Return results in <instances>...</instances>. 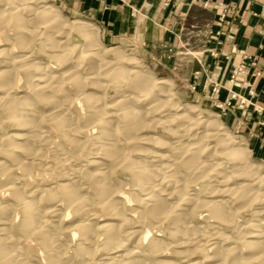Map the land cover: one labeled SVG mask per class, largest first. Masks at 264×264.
<instances>
[{"label": "bare ground", "instance_id": "1", "mask_svg": "<svg viewBox=\"0 0 264 264\" xmlns=\"http://www.w3.org/2000/svg\"><path fill=\"white\" fill-rule=\"evenodd\" d=\"M72 34L83 42L73 44ZM0 42V187L8 192L0 191V264H59L65 256L68 264H264V174L218 115L179 103L170 81L105 47L96 26L67 19L46 0H0ZM35 43L59 74L37 61ZM109 87V105L86 91ZM72 103L85 112L65 113ZM157 127L171 138L157 136ZM46 144L57 152L87 144L93 155L53 187L26 192L18 174L41 167ZM117 171L131 180L124 192ZM56 204L71 210L75 242ZM16 208L19 223L10 218ZM245 211L250 218L237 223ZM161 231L167 241L154 236ZM192 255L200 259L185 260Z\"/></svg>", "mask_w": 264, "mask_h": 264}, {"label": "crops", "instance_id": "2", "mask_svg": "<svg viewBox=\"0 0 264 264\" xmlns=\"http://www.w3.org/2000/svg\"><path fill=\"white\" fill-rule=\"evenodd\" d=\"M74 1L79 13L93 15L104 39L116 41L127 37L133 40L139 36L144 51L156 54L164 62L171 55L184 56L183 60L179 58L174 71L180 72L184 68L181 65L189 63L185 71L188 76L180 80L193 93L210 95L212 85L207 78L211 76L223 85L218 95L220 101L227 100L230 89L246 98L251 104L249 107L242 109L239 100H234L232 109L236 113L227 107V116L249 134L259 155H264V124H260L264 113L253 109V105L264 107V0ZM233 46L256 58L257 65L249 69L250 73L262 72L260 77L239 74L236 88L229 79L242 58L231 51ZM212 52L217 55L212 56ZM193 85L195 90H192Z\"/></svg>", "mask_w": 264, "mask_h": 264}, {"label": "rangeland", "instance_id": "3", "mask_svg": "<svg viewBox=\"0 0 264 264\" xmlns=\"http://www.w3.org/2000/svg\"><path fill=\"white\" fill-rule=\"evenodd\" d=\"M46 1H47L48 5H51V6H54L55 8H57L61 12V14L64 17H66L67 19H69V20H81V21L88 22V23H91L94 26H96L98 28V30H99V39H100L101 43L105 47H107V48H117V49L121 50L127 56L136 58L139 61H141L142 64L144 65V67H145L144 70H146L147 72L152 73V75H154L156 78L170 81L171 82L172 92L175 93V95L177 96V98L179 100V103H181L182 105H188V104L189 105H195L199 109L201 108L204 111L211 112L214 115H218L219 119L227 127V129L229 130V133L232 136H234V137H236L238 139L244 140V142L247 144V147L251 151V157H252L253 163L257 164L260 167V172L264 174V155L260 156L259 153L256 151L255 146L252 144V142L250 140L251 138L248 136L249 134L247 132L244 133L241 128H238L234 123L231 122L230 119H228V116H227L228 108L227 107H230L229 110H232L233 114L236 113L235 111H233L235 109H232V104L230 106H227L225 104V101L222 102V101L219 100V98L216 99L217 102H214V101L211 100L210 95L206 96L203 93L202 94H195V93H193L191 91V89L189 87L186 89L185 86L181 83V80H180L181 77H183V76L187 77L188 76V73H186L185 71L187 70L186 68H188L189 63H184V64L182 63L183 65H181V66H182V68L184 66V68L180 72H178L176 70L174 71V69L178 67L179 58H182V60H183L184 56H182V55H171L169 58L166 59L167 61L164 62L162 60V58H160L156 54H150V53H147L146 51H144V47H142L139 44L142 41V37H139V36H135L133 38V40H131V39L127 38V37H122V38H120V39H118L116 41H108V40L103 38L100 26L96 22V20L93 18V15L89 14V13H82V12L79 13L77 11V9H76L77 6H76V3H75L74 0H46ZM71 42L73 44H81L83 42V40L79 36H77L75 34H72L71 35ZM2 45H3V43L0 42V46H2ZM30 50L33 51V55L34 56H37L36 57L37 61H40L41 64L43 62V64H42L43 66L42 67H44V66L47 67V70L48 71L50 70L49 72L53 73L54 75L59 74L58 73V72H60L59 64L53 58L49 57L47 54H45V55H44V53L42 54L39 51L38 44H36V43L32 44ZM197 52L198 53L200 52L199 49H197ZM200 54H201V52L198 54V57H200ZM18 55H20V52L18 50L12 53V56H14L13 58H16ZM110 57L112 58V56H110ZM188 60H189V57H188ZM105 90L106 91H104V92H99V91L96 92L94 90H91L90 88L86 89L87 92L93 93L94 95H96L98 97H102L103 101L107 102L108 105H109V104H111V100H114L115 92H114V89L110 88V87L105 89ZM16 92L20 93V96H23L22 99L25 96H27V94H25L23 89H21V88H17ZM75 104L76 103H72L71 105H69V110H66L65 113L68 112V113L73 114L75 116L77 114V112H78V114L79 113L80 114L83 113V111L85 112V110H83V111L81 110L80 111V107L77 104L76 105ZM136 105H141V104L136 103ZM76 110H78V111H76ZM44 112H45V114H47L48 109L45 108ZM74 112H76V113H74ZM262 122L264 123V120H262ZM262 122H260V124ZM48 128L51 129L49 127V124H46V125L43 126L42 130L43 131L45 130L46 132L50 133L51 130H49ZM90 130H93V131H90ZM7 131H9V129H7L6 132ZM89 133H90L89 136H91L92 133L93 134H92L91 137H88V138H90V139H88V140H90V141H88V143H89L88 145L91 144L90 142L93 140L94 136L96 135L95 128H89L88 134ZM156 134H157V136L163 134L162 136H165L167 138H171V136L168 133L164 132V130L161 127H157L156 128ZM252 136H253V134H252ZM46 145H45V147L43 146L42 149H43V153L45 154L43 158L46 157V159H44V160H46L45 162L48 165L45 162L42 165L39 164L41 167L38 168V166H37L36 167L37 169L35 168V170H33V172L30 173L31 175L27 174L25 176H22V175L18 174V177H21V178L22 177L23 178L26 177V182L27 183L25 182L26 184L25 183L23 184V188H24L25 191L28 190L29 188L30 189H33V188L39 189L41 187L40 189H47L49 187H53L54 185H56V183L59 180L60 181L62 180L61 177L64 176V173L67 174V177H68V175L70 174L69 173L70 169L73 170L74 168L76 169L78 167L84 166L85 164H87V161L89 159H91L89 157H92V155H93L92 152H90V153L88 152L89 146L87 144L85 145V147H83L85 150L84 149L83 150L80 149L82 151H80V150L76 151L71 146H70L71 149H69L70 147L65 146L64 149H62V152L61 151L60 152L55 151L54 150L55 149L54 148L55 145H52V144L51 145L50 144H46ZM146 147L149 148L148 145H146L145 148ZM56 152L59 153V154L57 155ZM60 153L61 154L63 153V154L61 155ZM73 153H75V156H74ZM59 155H60L61 158L59 157ZM53 156L56 157V158L53 159L54 158ZM63 156L64 157L66 156V158L68 156V158H67V159H69L67 161L68 162V166L67 165L65 167L59 166V164L61 165L60 160L62 159ZM87 156H89V157H87ZM84 158H86V159H84ZM56 159H57V161H55ZM58 162H60V163H58ZM70 164H72V165H70ZM47 166H48L49 170L46 168ZM55 167L58 170L59 169L60 170L58 171ZM71 170H70V172H71ZM60 174H61V177L59 178ZM115 176H116L115 178H117V180H119L121 185L123 186V187L122 186L121 187L124 188V189H122V192H124L126 189H128L130 187L129 185L131 184V180H130V178L127 175L121 174L120 172L117 171ZM1 177L2 176H0V178ZM64 177H66V176H64ZM127 186H129V187H127ZM197 186L200 189H202V187H203L201 182H199V184H197ZM190 190H191V188H190ZM0 191L2 192V194H3V196L5 198L8 197V192L5 191L3 187L2 188L0 187ZM25 195H28V194H25ZM129 204L133 205L132 202H129ZM50 206L52 207V204L45 203L42 207L43 208H50ZM53 207H54V205H53ZM55 207L58 209L59 220L63 221V226H64V228H66L68 236L70 238L71 237L75 238L74 239V242H75L76 241V236H73V231L71 230V227H72L71 222H72V219H73V214H72L71 210L68 207L66 208V207H64L63 205H60V204H58V205L56 204ZM255 207L258 208V205H255ZM10 218L13 221H15L16 223H19L22 220V215L20 214L19 210H17V208H16V210H14L13 213L10 215ZM246 218L247 219L250 218V214H249L248 211L237 213L234 220L235 221H239V222H237L239 224H243L247 220ZM240 230L241 229H236L235 230V232H236L235 235H237V232L240 231ZM154 236L155 237L157 236L158 238L162 237V239L164 241H167V238L169 237V234L167 232H162L161 231V232L157 233V235L154 234ZM17 238L20 239L19 236ZM27 240L32 242L31 244H34V242L31 240V238H27ZM72 251H73L72 248L68 250V252H72ZM170 253H171V251H170ZM170 253H169V251L168 252L165 251V252H163L162 257L166 258L167 260H171V258L173 256ZM199 257L200 256L192 255V256H190V258H185V260L186 259H189V260L200 259ZM68 262H70V260L67 259V256H65V257H62V259H61L59 264H68ZM37 264H38V262H37Z\"/></svg>", "mask_w": 264, "mask_h": 264}, {"label": "built area", "instance_id": "4", "mask_svg": "<svg viewBox=\"0 0 264 264\" xmlns=\"http://www.w3.org/2000/svg\"><path fill=\"white\" fill-rule=\"evenodd\" d=\"M226 11L222 15L223 18H225L226 16V13H227ZM218 35L219 34H217V36H214L216 40H217ZM231 51L233 53H239L242 58V62L234 68L231 74V77L229 79V83L231 84L233 88L239 87V83L237 79L239 74L251 75L253 77H260L262 75V72L259 70L251 72V73L249 72V69L251 67H255L257 65L256 58H253L252 56L247 54L246 51L244 50H238L235 46L231 48ZM211 55L215 56L217 54L212 52ZM207 81L210 85H212V92L210 94V98L212 101L217 102L216 99L218 98L219 93L223 89V85L218 80H216L215 78H212L211 76L207 78ZM195 89L196 87L193 85L192 90H195ZM234 100H239V107L242 109L249 107V105H251L250 102L246 98H243L242 96H240L234 89H230L229 96L227 100L225 101V104L227 106H230L232 104V101ZM253 109L255 112L259 114L264 113V107L253 105ZM261 124H264V123L262 122Z\"/></svg>", "mask_w": 264, "mask_h": 264}]
</instances>
